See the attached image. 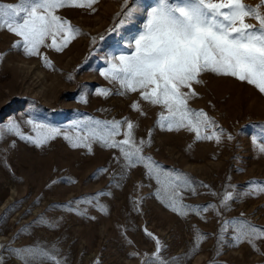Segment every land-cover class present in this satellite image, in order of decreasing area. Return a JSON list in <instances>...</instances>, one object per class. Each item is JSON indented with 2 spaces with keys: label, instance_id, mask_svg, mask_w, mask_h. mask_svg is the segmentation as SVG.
Returning a JSON list of instances; mask_svg holds the SVG:
<instances>
[{
  "label": "rangeland",
  "instance_id": "374dc122",
  "mask_svg": "<svg viewBox=\"0 0 264 264\" xmlns=\"http://www.w3.org/2000/svg\"><path fill=\"white\" fill-rule=\"evenodd\" d=\"M141 2V11L118 32L109 29L127 11L125 0L58 10L81 32L61 52L41 47L38 56L28 57L22 47H14L18 37L0 30V126L14 118L24 135L34 136L25 123L32 119L74 136L69 126L77 120H127L134 125L137 146L144 141L141 155L146 161L187 178L195 194L182 190L181 203L199 211L183 216L173 212L164 192L166 178L161 176L158 184L143 164L129 166L118 149L99 143H92L91 151L72 147L63 133L36 147L5 133L0 139L4 264H22L6 248L37 245L66 264H158L153 259L156 240L165 264H264V238L251 243L231 239L234 221L264 229V192L249 190L252 182L264 186V154L252 139L264 127V94L235 78L204 73L202 82L193 85L197 96L189 107L203 110L215 122L205 135L222 131L220 141H198L186 129H161L157 121L162 108L142 100L139 92L122 94L99 71L116 42L142 24L143 8L152 0ZM259 2L244 0L252 7ZM135 3L128 0V7ZM102 90L110 94L99 95ZM126 131L125 124L121 133ZM116 139H124L123 134ZM229 192L233 200L225 205ZM225 221L228 230L221 232Z\"/></svg>",
  "mask_w": 264,
  "mask_h": 264
},
{
  "label": "snow or ice",
  "instance_id": "6c2138e0",
  "mask_svg": "<svg viewBox=\"0 0 264 264\" xmlns=\"http://www.w3.org/2000/svg\"><path fill=\"white\" fill-rule=\"evenodd\" d=\"M96 3L98 0L0 3V30L6 29L18 37L20 42L14 47H22L28 57L38 56L41 47L61 52L81 32L58 15V10L65 7L92 9ZM142 7L141 0H136L133 7H128V0H125L127 11L122 10L119 23L109 31L118 32L130 24ZM143 11L145 18L142 24L116 42L113 52L105 59L106 67L99 70L100 75L118 84L122 94L139 92L142 100L162 108L164 111L157 121L161 129H186L195 133L198 141L215 139L219 142L222 131L205 135L213 129L215 122L203 110L195 111L189 107V101L197 96L193 85L202 82L199 79L202 74L212 73L246 82L264 94V0H260L255 7L245 4L244 0H152ZM249 20L256 21V24ZM48 40H51L50 44L46 43ZM44 59L48 64L47 58ZM98 94L107 96L110 93L102 90ZM132 107L136 110L138 105L133 104ZM25 123L31 126L34 136L24 135L20 124L10 118L0 126V139L5 133L14 134L41 147L63 133V138L72 147H85L91 151L92 143H99L104 148L118 149L129 166L143 164L148 175L154 177L158 184L161 183V176L166 178L164 192L173 212L183 216L186 211H199L186 209L181 203L182 190L188 189L195 194V189L189 188L186 177L166 172L150 158L146 161L141 155L144 141L137 146L131 122L77 120L69 126L75 132L74 136H70L67 129L35 123L32 119ZM125 124L127 131L121 133ZM121 134L124 139L117 140L116 137ZM252 139L253 145L264 154V127ZM249 190L264 192V186L252 182ZM231 200V192L223 197L225 205ZM228 227L225 221L221 232L227 231ZM233 231L235 234L231 239L234 242L251 243L264 238V229L242 221L233 222ZM148 235L151 237L150 233ZM155 242L157 251L153 259L158 264H165L159 257L160 241ZM5 251L22 264H66V261L39 245L16 250L8 247ZM0 264H4L2 255Z\"/></svg>",
  "mask_w": 264,
  "mask_h": 264
}]
</instances>
